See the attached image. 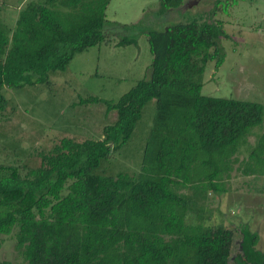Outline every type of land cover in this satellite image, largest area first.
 Segmentation results:
<instances>
[{
  "label": "trees",
  "instance_id": "obj_1",
  "mask_svg": "<svg viewBox=\"0 0 264 264\" xmlns=\"http://www.w3.org/2000/svg\"><path fill=\"white\" fill-rule=\"evenodd\" d=\"M108 2H27L11 31L0 29V120L10 114L2 88L49 86V73L64 71L75 54L92 47L136 46L135 36L115 40L103 34ZM158 2L161 11L183 4ZM141 34L151 56L147 77L115 101L77 102L101 103L106 114L114 112L100 140L61 138L23 174L0 165V235L15 228L10 238L21 258L0 264H264L258 235L246 224L237 226L231 256L233 229L205 226L199 214L194 224L186 220L195 200L224 190L221 175L237 162L238 148L263 118L261 104L200 93L205 64L213 61L217 70L224 60L220 22L193 19ZM150 100L154 117L138 174H93L128 141ZM248 159L253 164L245 174L264 173V133Z\"/></svg>",
  "mask_w": 264,
  "mask_h": 264
},
{
  "label": "rangeland",
  "instance_id": "obj_2",
  "mask_svg": "<svg viewBox=\"0 0 264 264\" xmlns=\"http://www.w3.org/2000/svg\"><path fill=\"white\" fill-rule=\"evenodd\" d=\"M46 1L0 0V29L11 31L17 8L19 11L26 2L46 4ZM188 1L182 0L183 4L177 9L161 11L158 0H109L103 34L119 39L135 36L136 46L117 49L121 54L119 58L102 47H92L75 54L64 71L49 73V86L2 88L1 94L7 100L10 114L7 120H0V165L21 173L37 167V154L48 152L61 138L77 142L100 140L102 127L115 121L114 112L106 114L101 103L80 105L77 102L90 97L115 101L136 81L147 77L151 56L146 37L141 34L144 29L162 30L193 19L220 22L226 36L218 39L224 60L217 70L213 61L205 64L201 95L264 106V0H241L226 14L213 6L214 0H201L186 6ZM153 117L154 101L150 100L143 106L128 141L109 158L101 160L92 173L106 177L138 174ZM263 133L264 112L261 125L253 129L238 148L237 162L228 173L221 175L218 184L224 190L208 191L203 198L195 200V207L187 214L188 223L194 224L199 214L205 226L221 224L233 229L235 246L231 256L237 252V226L242 224L257 233L256 249L264 251V173H244L246 167L253 164L248 159L249 153ZM259 169L264 171V168ZM182 192L188 196L192 194L190 190ZM14 231L15 228L10 235ZM10 235H0V261L21 262Z\"/></svg>",
  "mask_w": 264,
  "mask_h": 264
},
{
  "label": "flooded vegetation",
  "instance_id": "obj_3",
  "mask_svg": "<svg viewBox=\"0 0 264 264\" xmlns=\"http://www.w3.org/2000/svg\"><path fill=\"white\" fill-rule=\"evenodd\" d=\"M199 1H201V0H189L186 3V6H190V4L192 2L196 3V2H199ZM240 1L241 0H214L213 6H216V8L225 7V9L228 11L230 7L235 8L234 6L237 5ZM233 2H235L234 6H232Z\"/></svg>",
  "mask_w": 264,
  "mask_h": 264
},
{
  "label": "crops",
  "instance_id": "obj_4",
  "mask_svg": "<svg viewBox=\"0 0 264 264\" xmlns=\"http://www.w3.org/2000/svg\"><path fill=\"white\" fill-rule=\"evenodd\" d=\"M27 3V2H26ZM106 10V8H105ZM17 12H18V8H17ZM104 14H105V11H104ZM17 15V13H16ZM16 15H14V19H13V23L15 22V19H16ZM106 21V20H105ZM113 23H116V22H113ZM107 35V34H105ZM113 37V36H112ZM115 40L116 38L113 37ZM98 48L102 47L105 49V51L111 55H115L117 56L118 58L121 57V54H119V52H117V49H120L119 47H115L114 46V42L108 44V45H100V46H97ZM117 63H120L119 61Z\"/></svg>",
  "mask_w": 264,
  "mask_h": 264
}]
</instances>
